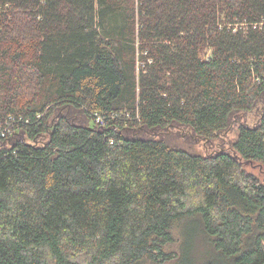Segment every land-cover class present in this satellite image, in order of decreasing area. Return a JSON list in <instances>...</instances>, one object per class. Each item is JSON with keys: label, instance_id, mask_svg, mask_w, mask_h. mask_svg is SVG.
<instances>
[{"label": "trees", "instance_id": "16d2710c", "mask_svg": "<svg viewBox=\"0 0 264 264\" xmlns=\"http://www.w3.org/2000/svg\"><path fill=\"white\" fill-rule=\"evenodd\" d=\"M6 118L0 264H264V0H0Z\"/></svg>", "mask_w": 264, "mask_h": 264}, {"label": "rangeland", "instance_id": "374dc122", "mask_svg": "<svg viewBox=\"0 0 264 264\" xmlns=\"http://www.w3.org/2000/svg\"><path fill=\"white\" fill-rule=\"evenodd\" d=\"M139 45V44H138ZM211 50H207L205 53L206 55L210 53ZM143 52L138 51V63H137V72L138 75L141 72L142 67V59L140 55H142ZM259 109L257 108L253 112H248L244 114L243 120L244 122H247L249 124H253L259 117ZM238 128L234 126V128L229 133V139L234 138L237 136ZM202 147H200L201 150ZM249 170L253 171L255 174L259 175L260 178L264 181V172L261 170V167H259L257 164H251L247 166ZM192 225H189L187 228L191 229ZM190 248H188V254L189 258L194 256H197V259L195 260V264H204L208 260L218 261L219 260V253L215 250L212 243L207 241L206 238L202 237H195L193 239V245H189ZM179 252L182 253V244L180 245Z\"/></svg>", "mask_w": 264, "mask_h": 264}, {"label": "built area", "instance_id": "2783aa9c", "mask_svg": "<svg viewBox=\"0 0 264 264\" xmlns=\"http://www.w3.org/2000/svg\"><path fill=\"white\" fill-rule=\"evenodd\" d=\"M136 2L137 4H140L141 0H136ZM91 115L97 123H100L102 125L105 124L104 114L100 113L99 111H93ZM128 115L130 114L128 113ZM9 118H6L4 122L0 119V138L7 136L12 132L13 129L17 128V124L14 123V120L11 122ZM20 119H22V117ZM26 121L29 120L26 119Z\"/></svg>", "mask_w": 264, "mask_h": 264}]
</instances>
